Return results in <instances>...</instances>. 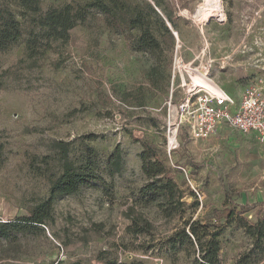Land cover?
I'll return each instance as SVG.
<instances>
[{
    "label": "rangeland",
    "instance_id": "obj_1",
    "mask_svg": "<svg viewBox=\"0 0 264 264\" xmlns=\"http://www.w3.org/2000/svg\"><path fill=\"white\" fill-rule=\"evenodd\" d=\"M88 1L38 0L33 16ZM147 1L169 29L154 24L157 53L135 49L138 29L116 31L92 10L65 41L48 45L40 39L30 57L20 0H0V9L11 10L23 31L0 50V196L9 220L27 215L48 195L50 180L61 172L54 141L68 142L76 164L84 160L85 147H93L97 171L111 184L57 200L53 223L0 244V264H205L193 237L192 243L172 244L186 220L209 231L223 223L217 264H264V239L256 244L242 226L264 219V143L228 130L227 138L204 140L182 133L178 148L170 155L164 149L173 33L187 60L204 47L211 77L237 96L251 81L264 84V0ZM142 142L154 148L183 194L184 205L173 217L153 204H134L147 181ZM118 144L122 168L110 176L106 161ZM226 191L234 203L261 204L244 213L235 208L226 219ZM132 215L147 219L151 229L131 233ZM200 236L202 242L210 238Z\"/></svg>",
    "mask_w": 264,
    "mask_h": 264
},
{
    "label": "trees",
    "instance_id": "obj_2",
    "mask_svg": "<svg viewBox=\"0 0 264 264\" xmlns=\"http://www.w3.org/2000/svg\"><path fill=\"white\" fill-rule=\"evenodd\" d=\"M24 9V15L28 16L29 30L25 39L27 55L33 57L37 52V45L40 39L50 41H65L68 32L77 24L83 23L92 10L103 15L105 23L116 31H123L124 28L138 29L140 31L134 47L139 51L157 53L161 46L153 34V26L159 23L164 30L169 31L165 20L155 9V5L147 0L128 2L126 0H89L84 4H64L59 8H50L38 16L40 10L38 0H20ZM170 20V19H169ZM23 34L20 21L9 9H0V50L16 42ZM169 79V77H168ZM60 161L61 172L50 180L48 195L36 203L27 215H21L8 221H0V244L18 239V236L25 233L42 231V227L54 221V205L63 196L74 194L86 187L108 188L110 183L97 171L95 161V149L85 147V157L80 163H74L68 153V142L57 140L53 142ZM141 159V171L147 181L140 187L134 200V204L155 205L165 217H173L180 212L184 205L183 194L176 183L169 176L168 169L156 156L154 148L147 142H142V150L139 153ZM122 168L121 148L116 145L107 158L106 170L112 176ZM225 204H230L227 209L226 219L234 214L238 208L240 213L252 210L260 202L234 203L229 192H225ZM133 207V206H132ZM242 226L248 235L252 236L256 244L264 239V219H257L254 223L245 222ZM127 229L134 234L147 232L151 229L150 222L139 215L131 216ZM223 232V223L214 226L209 231L205 224L198 221H184V227L175 232L171 237L173 246L175 240L186 239L192 243L195 239L201 252V259L205 264H217L219 241L218 237ZM200 235H210L204 242Z\"/></svg>",
    "mask_w": 264,
    "mask_h": 264
},
{
    "label": "built area",
    "instance_id": "obj_3",
    "mask_svg": "<svg viewBox=\"0 0 264 264\" xmlns=\"http://www.w3.org/2000/svg\"><path fill=\"white\" fill-rule=\"evenodd\" d=\"M171 53L169 93L164 120V149L168 155L180 146V135L204 140L219 125L243 134L253 133L264 143V84L251 81L239 100L229 96L211 77L212 63L202 47L187 60L176 32ZM0 221H4L1 219Z\"/></svg>",
    "mask_w": 264,
    "mask_h": 264
},
{
    "label": "crops",
    "instance_id": "obj_4",
    "mask_svg": "<svg viewBox=\"0 0 264 264\" xmlns=\"http://www.w3.org/2000/svg\"><path fill=\"white\" fill-rule=\"evenodd\" d=\"M214 79V78H213ZM215 80V79H214ZM216 81V80H215ZM218 83V82H217ZM218 85L229 95V96H231L232 98H234L236 101H238L239 100V97H240V95H241V93H242V91L244 90V88H245V86H243L242 88H241V90L239 91V93L237 94V96L236 95H232L230 92H228L224 87H222L219 83H218ZM228 130H232V129H230L229 127H227L226 125H219L218 126V129H217V131H216V133L214 134V136L215 135H218V136H220V137H223V138H227V131ZM232 131H235V130H232ZM235 132H237V133H239V134H241V135H249V136H253V137H255V135L253 134V133H248V134H243V133H240V132H238V131H235ZM213 136V135H212ZM254 202H258V201H254ZM244 203H249V202H244ZM250 203H253V202H250ZM10 215H9V211H8V209L5 207V204H4V202H3V199H2V197L0 196V220L1 219H3L4 221H6V220H9L10 219V217H9Z\"/></svg>",
    "mask_w": 264,
    "mask_h": 264
},
{
    "label": "water",
    "instance_id": "obj_5",
    "mask_svg": "<svg viewBox=\"0 0 264 264\" xmlns=\"http://www.w3.org/2000/svg\"><path fill=\"white\" fill-rule=\"evenodd\" d=\"M157 10V8H155Z\"/></svg>",
    "mask_w": 264,
    "mask_h": 264
}]
</instances>
